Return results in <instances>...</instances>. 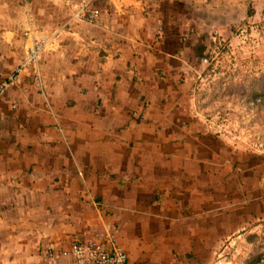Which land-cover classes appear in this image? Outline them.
<instances>
[{
  "label": "crops",
  "instance_id": "0c3cea01",
  "mask_svg": "<svg viewBox=\"0 0 264 264\" xmlns=\"http://www.w3.org/2000/svg\"><path fill=\"white\" fill-rule=\"evenodd\" d=\"M76 1L0 0V83L44 46L0 96V264H51L46 248L89 240L111 227L105 212L138 208L132 199L164 197L165 178L181 189L176 209L208 204L197 190L204 161L187 144L193 128L175 105L183 75L204 33L245 19L248 4L264 8L97 0L94 25L68 24Z\"/></svg>",
  "mask_w": 264,
  "mask_h": 264
},
{
  "label": "rangeland",
  "instance_id": "374dc122",
  "mask_svg": "<svg viewBox=\"0 0 264 264\" xmlns=\"http://www.w3.org/2000/svg\"><path fill=\"white\" fill-rule=\"evenodd\" d=\"M244 9L245 19L194 43L175 104L204 161L197 190L208 204L176 209L181 189L165 178L164 197L152 191L131 212H105L130 264H264V8Z\"/></svg>",
  "mask_w": 264,
  "mask_h": 264
},
{
  "label": "built area",
  "instance_id": "2783aa9c",
  "mask_svg": "<svg viewBox=\"0 0 264 264\" xmlns=\"http://www.w3.org/2000/svg\"><path fill=\"white\" fill-rule=\"evenodd\" d=\"M96 3L97 0H77L68 24L74 22L94 25L99 17ZM43 48V44H37L25 54L22 63L0 83V96L16 85L23 70L33 67L40 60ZM201 62L206 63V59ZM33 79L40 89L38 72H34ZM117 233L118 228L112 226L103 232L95 233L89 240H73L65 249L48 247L44 250L45 257L51 264H57L59 260L66 258L71 260L69 264H130L127 253L118 243Z\"/></svg>",
  "mask_w": 264,
  "mask_h": 264
}]
</instances>
